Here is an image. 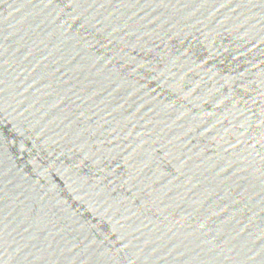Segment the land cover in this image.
I'll return each instance as SVG.
<instances>
[{"label":"water","instance_id":"obj_1","mask_svg":"<svg viewBox=\"0 0 264 264\" xmlns=\"http://www.w3.org/2000/svg\"><path fill=\"white\" fill-rule=\"evenodd\" d=\"M0 264H264V0H0Z\"/></svg>","mask_w":264,"mask_h":264}]
</instances>
